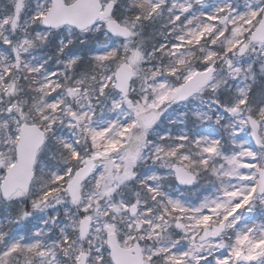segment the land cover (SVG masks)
Returning a JSON list of instances; mask_svg holds the SVG:
<instances>
[{
	"label": "snow or ice",
	"instance_id": "obj_1",
	"mask_svg": "<svg viewBox=\"0 0 264 264\" xmlns=\"http://www.w3.org/2000/svg\"><path fill=\"white\" fill-rule=\"evenodd\" d=\"M0 264H264V0H0Z\"/></svg>",
	"mask_w": 264,
	"mask_h": 264
}]
</instances>
